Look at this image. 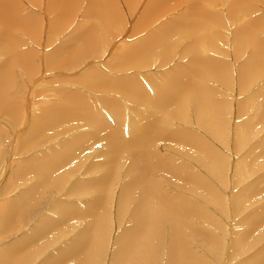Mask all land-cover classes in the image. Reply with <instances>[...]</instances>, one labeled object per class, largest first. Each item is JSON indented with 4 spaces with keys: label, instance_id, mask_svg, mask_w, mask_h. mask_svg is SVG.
I'll list each match as a JSON object with an SVG mask.
<instances>
[{
    "label": "rangeland",
    "instance_id": "rangeland-1",
    "mask_svg": "<svg viewBox=\"0 0 264 264\" xmlns=\"http://www.w3.org/2000/svg\"><path fill=\"white\" fill-rule=\"evenodd\" d=\"M11 1L16 14L10 18L5 9V12L0 11V79L6 81V98L17 106L18 113L13 116L0 107V258L7 253L9 264H78L81 258L74 254L79 244L77 236L88 221L83 214L90 213L92 216L94 211L95 217L99 219V227L90 233L91 254L88 256L87 253L84 260L88 264H116L115 257L118 252L121 253L122 234L139 226L131 217L133 205L128 204L119 212L122 190L134 174L128 172L131 158L121 159L113 170L107 163L105 151L109 142L104 137L92 141V138L87 139L89 144L86 148L82 147L79 154L70 159L67 157L57 170L59 173L52 172L53 175L42 177L43 184L49 186H38L36 190L37 179L31 173L34 169L32 165L36 166L43 155L47 159L60 155L70 141L77 142L75 137L93 132L91 122L75 119L77 114L74 113L72 119H60L39 131L43 127L42 115L51 108L63 105L69 95L77 94L96 114L111 120L110 108L116 101L115 104L124 111L122 131L124 134L131 132L128 120L137 121L138 117L141 118L139 112H150L152 108L141 101H130L115 86L117 81L121 79L119 81L122 83V80L127 81L126 78H135L148 95L154 93L156 85L166 82L170 70L183 66L193 58L194 39L188 34L189 28L181 26L179 31L183 32L180 33L173 27L175 29L170 33L173 37L166 42L167 45L153 50L145 65L141 60L143 67H135V59L127 61L130 50L159 31L165 32L164 29L160 30L163 24H169L202 7L208 10L211 17L217 18L216 24H211L216 27H212V33L216 34L215 42L211 39L209 41L213 45L202 43L200 49L196 47L193 50L200 51L201 57L214 62V66L220 62L225 64V67L216 66L221 76L215 70L218 76L205 82L207 92L217 108L216 120L212 123L214 128L199 124L192 101H187L182 108L185 115L182 112H167V131H164H177L189 141L193 139L209 146L223 159L224 165L219 174H214L211 165L209 168L205 166L208 160L199 158L203 153L189 146L190 143L165 137L157 144L160 155L168 160L171 170L158 173L162 175L155 178V182L160 185L159 190L164 193V196L156 197L153 210V215L160 223L153 220L135 231V240L139 235L137 231L144 229L145 232L143 244L137 250L138 262L141 259V262L148 261V264L250 262L251 257H255L264 247V223H260L264 219L260 222L258 219L259 224L256 222L252 228L247 225L249 219H254L256 213L264 208V97H261L264 96V70L259 77L244 83L240 69L252 56L254 47L249 44L241 47L242 50L236 48L235 36L240 32L239 28L244 30L254 27L255 38L264 40V0H243L240 5L237 0H131V4L130 0H113L112 3L111 0H103L116 7L115 10H111L114 7L108 10L112 16L108 15L106 24L99 23L97 19L90 21L88 13L92 0H64L63 12L52 4L57 0ZM88 6L89 11L86 10ZM242 7L244 11L239 10ZM5 14L10 25L6 30ZM203 15V22H208V18ZM11 24L16 28H11ZM87 27L92 28L91 34H94L91 35V42L92 39L96 41V44L92 42L95 44L93 50L86 45L89 38ZM80 32L82 41H79ZM8 45H12L11 51H8ZM59 48H63L64 52L55 54ZM165 49L167 54L170 52L169 59L162 58L160 54H164L162 51ZM51 56L55 57L53 61L50 60ZM74 57L76 62H73ZM122 58L126 59L125 64L130 67H122L125 66ZM4 64L5 74L1 75V66ZM88 72L101 76L105 82H112L106 87L84 84ZM102 174H109L110 177L99 185V176ZM59 176L62 177L58 180L59 184H50L49 178L55 177L57 180ZM134 194L138 195L136 192ZM89 205L93 206L92 213L87 211ZM163 205L173 208L180 217L183 215L179 222H175L177 234L173 241L177 240V246H173L172 242L171 247L173 222L168 219L160 221L158 212ZM66 214L69 216L66 217ZM5 215L9 216L6 218ZM191 216L195 218L193 222H190ZM149 227L157 232H152ZM241 237L246 239L242 242L244 249L238 247L239 243L235 245ZM150 241L152 245H149Z\"/></svg>",
    "mask_w": 264,
    "mask_h": 264
},
{
    "label": "bare ground",
    "instance_id": "bare-ground-1",
    "mask_svg": "<svg viewBox=\"0 0 264 264\" xmlns=\"http://www.w3.org/2000/svg\"><path fill=\"white\" fill-rule=\"evenodd\" d=\"M112 1L113 0H111V3H112ZM199 1H201V2L202 1H204V2L206 1L207 2L208 0H199ZM237 1H239V5H240V3H242L243 0H237ZM90 2H91L90 3L91 4L90 5V11L88 10L89 6L86 9V10H88L90 12V13H88V17H89L90 21L93 20V19H97L96 21H98L99 23L102 24V22H104V24H106V20L108 18V15L112 16L108 12V10H110L114 6H112L111 4H109L106 1L104 2L103 0H92ZM115 2L118 3L117 1H115ZM12 3L13 2L11 0H0V11H3L5 9L6 14H8L10 18H11L12 15L16 14L15 13L16 11H14V9H13L14 5ZM63 3H64V0H57L56 2H53L52 4L54 6H56V8L59 7L58 10L60 12L61 11L63 12L64 9H65V7L63 6ZM131 3H132V1L130 0V4ZM116 5L118 6L119 4H116ZM239 5H238V7H239ZM115 8L116 7H114L111 10H115ZM145 9H146V7H145ZM239 10H243L244 11L243 7L241 9H239ZM5 11H3V12H5ZM245 12L243 14H245ZM234 13H236V12H234ZM202 14H204L203 16L208 18V22H203V17L201 16ZM90 16H91V18L92 17L93 18L91 19ZM9 17H8V20H9ZM111 19H112V17H111ZM121 19H119L118 21H120ZM215 19H217V18H215L214 16L211 17L208 14V10L207 9L202 8V7H197L192 12L187 13V14L181 16V17H178L174 21H171V20H170L171 22L168 21V22H170L169 24H167V23L163 24L162 27L160 28V30L164 29V30H166L165 32L159 31L156 35H153L151 38L146 39L144 42H140L137 46H135V48H132L130 50V54L128 55V57L126 59H127V61H130V62L133 59H135V62L133 61L135 63V67H139L138 65L142 66V64H140L141 60L143 61V65H145L146 61H147V58L150 55V53L153 50H155L156 48H159V46H161L163 44H166V42H168L169 39L173 37V36L172 37L170 36V33L175 28H176L177 31H179L181 26L190 29V32H188V34H191L190 36L193 37V39H194V41H193L194 44L192 46L193 49L194 48L196 49V47H198L200 49L202 43L207 44V45L209 44V46L213 45V42H215V41H213V40H215L214 39V34L215 33H212V27L213 26L215 27V25L211 26V24L212 23L216 24V20ZM5 20H6V25H7L5 27V30H6V28L9 29V26H10V25H8L7 15L5 16ZM56 20H58V19H56ZM21 22H23V20ZM24 22H25V20H24ZM120 23H122V22H120ZM17 24H19V22ZM14 25H16V24L14 23ZM16 26L14 27L13 24H11V28L15 29ZM173 27H175V28H173ZM104 28H105V26H104ZM87 29H89V38H88V40L86 42V45L88 47L91 46V49L93 50V47L96 44V41L94 39H92L93 40L92 42L95 43V44H92L90 39H91V35H94V34H91L92 33V30H91L92 28L87 27ZM213 30H214V28H213ZM241 30L242 29L239 28L240 32L238 34H236V36H235V40H236L235 42L237 44L236 48L241 49V47L244 48L246 45L247 46L252 45V47H254L252 49L253 50L252 51V53H253L252 56L249 57L248 60H246L245 64H243L242 68L240 69L241 76L243 78L244 83H248L250 80L259 77L262 74V71L264 70V40L259 41L257 38H255L256 30H255L254 27L253 28L248 27V28H246V29H244L242 31ZM197 31H198V33H197ZM5 32L3 34H5ZM179 32L181 33L183 31H179ZM29 34L31 35V33H29ZM79 36H80V40L79 41H82L83 40V35L81 34V32H80ZM211 39H212L213 42L209 41ZM79 41H75V42H79ZM11 46L10 45L7 46L8 51L12 50ZM62 49L59 48L55 54H60V53L64 52V51H62ZM193 49H192V53L194 51L193 58L190 61H187V63H185L183 66L179 65L178 67L173 68V70H170L169 73L167 72L168 74L166 76V82L165 83L160 84V85H156V87H155V84H153L154 87H155V90H153L154 93L152 92V94L148 95L147 91H145L146 89L144 87H141L139 85V83H137L139 81L136 80L135 78H134V80H136V81H134L133 78H126L127 81H125V80L123 81L122 80V83H121V81H119L121 79H119L117 81V84L115 86H118L119 91L124 96H126L130 101H134V102L141 101V102H144V104L147 103L152 108V109L149 108L151 110L150 112L149 111L148 112H144L143 114L139 112V114L141 115V118L138 117L137 121H132V119L128 120L129 126L131 128V132H129L127 134H124L123 131H122L123 112L124 111H122L120 106L115 104V103H117L116 101H115V103L112 102L113 104L111 105V108H110V110H111V120H109V119L107 120L104 117H101L98 114H96L92 110V108L87 104V102H85V100L83 98L79 97L80 95L78 96L77 94L69 95L63 101V105H61L59 107H56V108H51V109H49V111L47 113L44 112L45 114L42 115L43 116L41 118L42 123H41V121H40V123L43 124V127H40L39 131L42 128H48L49 124H53V123L59 121L60 119H63V121H65V119H72L73 115L77 114V117L75 116V119L76 118H82V119L89 120L91 122V124L93 125V132L89 131L87 133H84V134L80 135V136H82L81 139H77L80 136L75 137V140H77V142L70 141L69 144L66 146V148H64L62 153L60 152L61 153L60 155H56L55 157H51V158H48V159L45 157V155H43V156H41V159H39L40 161H38L36 163V166L32 165V167H34V169L32 170V168H31V170H32L31 173H33V175L37 179L36 190H37L38 186L39 187H41V186H46V187L49 186V185H44L43 184L42 177L45 176L44 178H46V176H48L49 174L53 175L52 172H58L59 169L61 168L62 164H63V161L67 157H68V159H70L71 156H74L75 154L76 155L79 154L78 152H79V150L82 147L86 148V146L89 144L90 138H92L90 140V141H92L93 139H98V138L101 139V137H104L106 139V142L107 143L109 142L108 146H105L106 147L105 151L107 150V153H106V156H108L107 163H108V165H110V168H112L113 170H115L117 168V164H118V162L121 159H124V158H127V157L131 158L129 160L130 163H129V166H128V169H129L128 172H129V174H130V172L134 173V174H133L132 180L128 183L127 187L122 190V193H121V196H120V200H119V212H122L123 211L122 209L125 208L126 205H128V204H131V206L133 205V208H132L133 210L131 209L132 210L131 217H132V220H134L137 224H139V226L136 227L133 230H131V229L127 230V231H125L122 234V238H121L122 239V242H121L122 246H121V249L118 247L119 250H121V253L118 252V255L116 254L117 255V257H115L116 264H141V263L148 264L149 263L148 261L147 262H145V261L141 262V260H142L141 258H139L141 260H139L140 262H138V256H137L138 252H137V250L140 249L141 248V244H143L145 232L143 231L144 229H141V231H137V233H139V235H137L138 236L136 238L137 240H135V235H136L135 231H136V229L139 230L140 228H143L145 223L153 222V220L156 223H160L159 220L157 219L156 215L155 216L153 215V213H154L153 210H154V203H155L156 197L157 196H164V193H162V191L159 190L160 185L157 182H155V178L157 176H159V175H162V174H158V173H163L165 171H169V170H171V168L167 164L168 160L165 157H162L160 155V149H159V147H157V144L159 142L161 143V141H163L165 139V137H166L169 140H173V141L179 140V141H186V142L190 143V144H188L189 146L191 145L192 148H195L196 150H199L200 152L203 153L202 157H200L201 155H199V158L202 159V160H208L205 163V166L207 168H209V165H211L212 168H213L212 169V173H214V174H219L220 173V168L224 165L223 164V162H224L223 159L219 156V154H217V152L214 151V149L210 148L209 146H207L205 144H202L199 141L198 142L197 141H192L193 139L191 141H189L188 138H185L183 136V134L181 136L179 133H177V131H176V133H173L172 130H171L172 133H166L165 132V131H167V128H165V126H167L165 115L167 116L168 113L171 114L172 112L180 114L183 111L182 108H184V105H186L187 101H189V102L192 101V103H193V105H194V107L196 109L197 117L199 119L198 120L199 124L201 123L203 126L205 125L206 127H211L212 128L213 127L212 123L216 120L215 119L216 118L215 117V114H216L215 111L217 110L216 104H214L212 102V99H211L212 96L208 94L206 86H205V82L209 78H213V77L218 76V75H216V71H215V70H217L216 66L225 67V64H221V62H220L221 65L220 64L219 65L216 64V66H214L213 65L214 62H210L209 60H206V59L204 60V58L201 57V55L199 54L200 51L197 52V51H195ZM161 50H163V49H161ZM162 52H164V54L160 53L163 56L162 58H168V56L170 55V52H168L169 54H167L166 49H165V51H162ZM172 52H173V50H172ZM182 53L184 55V51ZM84 55H86V53ZM68 58H69V56H68ZM53 59H55V57L51 56L50 60L53 61ZM123 59L124 58H122V60ZM125 60L122 61L124 64H125ZM76 61H77V59H76V57H74L73 62H76ZM168 62H170V61H168ZM222 63H224V62H222ZM5 66H6L5 64L1 66L2 67L1 75L4 73ZM27 66H29V63L27 64ZM122 67L123 68H128L130 66H127V63H126L125 66H122ZM8 69L10 70V68H8ZM217 71H218V74L220 75L219 70H217ZM3 76H5V75H3ZM6 77H7V75H6ZM5 82H6L5 80L0 79V107L2 108V110L9 111V113L11 115L16 116L17 113H18V109H17L16 105L14 106V105L11 104V99L8 101L7 98H6L7 97V92H5V86H7V85H6ZM111 82H112L111 80L109 82H105V80L101 76H99L97 74H93V72H88L86 74V76L84 77V80H83L84 84H90V85L95 86V87H106ZM157 82H159V81H157ZM140 84H142V83H140ZM90 85H88V86H90ZM106 90H108V88H106ZM261 97H264V96H261ZM217 107H219V103H218ZM228 107H229V105H228ZM41 114H43V113H41ZM182 114H183V112H182ZM182 114H181V117H183ZM63 115L66 116V117H63ZM183 115H185V114H183ZM53 119H54V121H53ZM195 119H196V117H195ZM79 120H81V119H79ZM79 120H77V122ZM180 120H181V118H180ZM73 123L75 124V121ZM34 126H35V124H34ZM90 127H92V126H90ZM164 129H166V130L164 131ZM34 132L36 133L35 130H34ZM102 134H105L106 136H102ZM187 135H189V133ZM193 138H194V136H193ZM195 138H196V136H195ZM87 139H89V140H87ZM102 143H104V142H102ZM83 144L85 146H81ZM179 144L185 145L186 143H184V142L181 143L180 142ZM63 146H64V144H63ZM174 146H175V144H174ZM176 146H178V145H176ZM92 168L94 169V167H92ZM50 177H52V176H50ZM99 177H101V179L99 178L100 179V181H99L100 184L99 185H102L103 183H105L104 181L106 180V178L107 177L109 178L110 175L109 174H102ZM56 178H57V175H56ZM61 178H62L61 176H59V178L57 180L55 179V177L54 178H49L50 181H51L50 184H52V183H53V185L54 184H59L60 182L58 180L61 179ZM49 179H47V180L49 181ZM44 183L48 184L46 182H44ZM80 184H82V183H80ZM95 184H98V183H95ZM84 185H86V183ZM88 185H90V184H88ZM28 191H30V190H28ZM134 192H136L138 195L137 196L135 194L132 195V193H134ZM101 198H99L98 201H100ZM11 206H12V204H11ZM55 207H57V206H55ZM92 209H93L92 205H89V208L87 207V211H91V213L93 211ZM62 211H64V210H62ZM68 212H70V210H68ZM84 213H86V212H84ZM89 214L90 213H87V215L83 214V217H87L88 221H87V223H85V226H84L85 228H83L81 233L77 236L79 244L77 245V243H75L74 246L77 245L75 247V250H74V246H72L73 250H74V254H76L77 257L81 258L80 263H78V264H88V261H85L84 259H86V254L87 253H88L87 254L88 256H89V254H91V251H90L91 250V248H90L91 245L89 244L90 240L92 239L91 234L93 232H95V230H96L95 227L96 228L99 227V224H98L99 219L97 220L98 217H95L94 211L92 213V216L89 215ZM158 215L160 216V221H164L165 219H168L169 222L170 221L173 222L171 247H172V242H173V246H177V240L173 241L175 236H176V234H177V225H175V222H179L183 218V215L180 217L179 214L173 208H171V207H169L167 205H163L160 208V211L158 212ZM6 216H9V215H5V217ZM61 216H63V215H61ZM65 216L68 217L69 215L66 214ZM255 216H256L255 218L253 217L254 219H249V221H248L249 223H247V225L250 226L249 228H252V226H256L254 224L257 222L258 219H259L258 222H260V220L263 221V219H264V208L262 209V211L260 213L259 212H258V214L256 213ZM191 217H192V219H191L192 221H190V222H193L195 220V218L193 216H191ZM6 218L4 220L7 222ZM95 220H97V221L95 222ZM260 223H264V222H260ZM153 225H154V223H153ZM149 228H151L152 232H153V230L156 231L153 227H149ZM185 231H186V229H185ZM183 234H184V232H183ZM259 234H261V233H259ZM196 236L199 237V235H196ZM202 236H203V234H202ZM204 236H206V235H204ZM244 236L246 237V235H244ZM150 237H151V235H150ZM206 238H208V237H206ZM242 238L243 237L239 238V240L235 242V245H237L236 243H239L238 247L239 248L242 247V249H244L245 245L242 244V242L245 241L246 239H242ZM148 240H150V239H148ZM117 241H120V240H117ZM95 245H97V244H95ZM119 245H121V244H119ZM149 245H152V242ZM178 247H180V246H178ZM186 247H188V246H186ZM96 248H97V246H96ZM153 249H154V247H153ZM148 250H147V252H148ZM239 250H241V249H239ZM150 251H151V249H150ZM242 251H241V253H242ZM189 252H190V249H189ZM189 252H188V254H189ZM96 253L97 252H95V254ZM143 253H144V251H143ZM68 254H69V252H68ZM70 255H71V252H70ZM70 255H69V257H70ZM116 255H114V256H116ZM144 255H147V254H144ZM191 255H192V253H191ZM8 256L9 255H7V253H6L5 256L1 257L0 258V264H9L10 261L8 262V260L6 259V257H8ZM148 256H149V254H148ZM58 258H60V257H58ZM91 258H93L92 255H91ZM251 258H250L251 259L250 262L243 263V264H264V247L261 248V250L258 251L257 254H255V257H251ZM10 260H12V258H10ZM154 261H155V259H154ZM113 262H115V261L113 260Z\"/></svg>",
    "mask_w": 264,
    "mask_h": 264
}]
</instances>
